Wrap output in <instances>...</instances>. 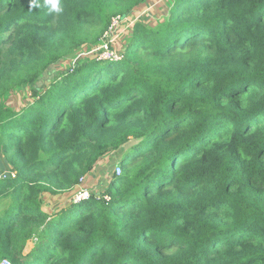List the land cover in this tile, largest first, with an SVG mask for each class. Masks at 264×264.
I'll use <instances>...</instances> for the list:
<instances>
[{
	"label": "trees",
	"instance_id": "trees-1",
	"mask_svg": "<svg viewBox=\"0 0 264 264\" xmlns=\"http://www.w3.org/2000/svg\"><path fill=\"white\" fill-rule=\"evenodd\" d=\"M147 1L0 0V262L264 264V0H169L120 59L38 86ZM132 140L103 191L44 210Z\"/></svg>",
	"mask_w": 264,
	"mask_h": 264
},
{
	"label": "rangeland",
	"instance_id": "rangeland-1",
	"mask_svg": "<svg viewBox=\"0 0 264 264\" xmlns=\"http://www.w3.org/2000/svg\"><path fill=\"white\" fill-rule=\"evenodd\" d=\"M169 0H148L146 3L139 6L134 14L129 17H123L118 22L114 23V27L112 31L107 32L103 35L101 43L97 47H83L79 51H77L73 56L69 57L65 61L52 65L49 67L41 76L38 86L49 85L60 73H63L67 70V68H72L74 63H76L79 59L94 57L95 53L97 54L99 51V57L104 59H120L123 55V50L126 46L127 37L130 34L131 26L137 20L146 19L147 22L154 26L158 22L164 21V16L168 13ZM104 43H108L110 49L114 52L115 55H101V50H97L101 48ZM97 50V51H94ZM32 99L31 92L29 88L26 90L15 92L10 99V103L17 109H21L24 105L30 102ZM135 143L134 140L126 144L122 149L111 153L107 156L105 161H101L95 168L92 174H90L86 179L85 184H88L90 190L92 192H101L106 187L112 172L116 169V161H119L122 154L125 150L129 149ZM0 175L1 174H10L11 171L8 168H3L0 163ZM88 190V189H87ZM44 201V210H47L52 213L59 212L62 208L68 207L73 201V196L70 193H62L59 195H52L50 193L43 194ZM7 206L6 203L0 204V213ZM32 243L29 244V247H32Z\"/></svg>",
	"mask_w": 264,
	"mask_h": 264
},
{
	"label": "built area",
	"instance_id": "built-area-1",
	"mask_svg": "<svg viewBox=\"0 0 264 264\" xmlns=\"http://www.w3.org/2000/svg\"><path fill=\"white\" fill-rule=\"evenodd\" d=\"M122 19V17H116V18H114V20H113V23H112V25L110 26V28L108 29V31H106L105 32V34L107 33V32H110V31H112V29H113V27H114V23L115 22H118L119 23V21ZM97 50H101L102 52H101V55L102 56H104V55H109V54H111L112 53V55H115L114 54V52L110 49V46L108 45V43H104L102 46H101V48H98ZM97 50H94V51H97ZM116 170H117V173L119 174V173H121L122 172V167L120 166V165H117L116 166ZM7 175L8 176H12V177H15L16 176V174L14 173V172H11L10 174H1L0 175V178H6L7 177ZM86 177H83L82 179H81V182L83 183L84 182V179H85ZM81 183V184H82ZM89 195H90V191H89V189L87 190V189H84V188H79L74 194H73V201H76V202H78V201H81V200H83V199H87L88 197H89ZM107 199H109V197H106ZM0 264H12L11 263V261L10 260H8V259H3L1 262H0Z\"/></svg>",
	"mask_w": 264,
	"mask_h": 264
},
{
	"label": "clouds",
	"instance_id": "clouds-1",
	"mask_svg": "<svg viewBox=\"0 0 264 264\" xmlns=\"http://www.w3.org/2000/svg\"><path fill=\"white\" fill-rule=\"evenodd\" d=\"M46 2L51 5L52 10L60 11L58 0H46Z\"/></svg>",
	"mask_w": 264,
	"mask_h": 264
},
{
	"label": "crops",
	"instance_id": "crops-1",
	"mask_svg": "<svg viewBox=\"0 0 264 264\" xmlns=\"http://www.w3.org/2000/svg\"><path fill=\"white\" fill-rule=\"evenodd\" d=\"M107 159V157L106 158H104L103 159V161H105ZM93 173V172H92ZM88 179V178H87ZM86 182V181H85ZM85 182H83L81 185H80V187L81 188H84V189H89V187H88V184H85ZM77 191V189H73L71 192H66V193H70V194H72V196H73V194L75 193Z\"/></svg>",
	"mask_w": 264,
	"mask_h": 264
},
{
	"label": "water",
	"instance_id": "water-1",
	"mask_svg": "<svg viewBox=\"0 0 264 264\" xmlns=\"http://www.w3.org/2000/svg\"><path fill=\"white\" fill-rule=\"evenodd\" d=\"M124 17H126V16L124 15Z\"/></svg>",
	"mask_w": 264,
	"mask_h": 264
}]
</instances>
